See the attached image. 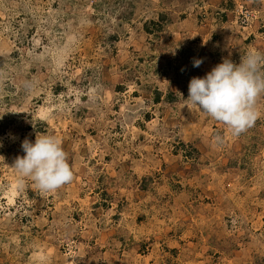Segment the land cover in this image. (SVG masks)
<instances>
[{
  "label": "rangeland",
  "instance_id": "rangeland-1",
  "mask_svg": "<svg viewBox=\"0 0 264 264\" xmlns=\"http://www.w3.org/2000/svg\"><path fill=\"white\" fill-rule=\"evenodd\" d=\"M250 50L264 0H0V264H264V93L238 136L187 100ZM37 134L55 191L12 167Z\"/></svg>",
  "mask_w": 264,
  "mask_h": 264
},
{
  "label": "clouds",
  "instance_id": "clouds-1",
  "mask_svg": "<svg viewBox=\"0 0 264 264\" xmlns=\"http://www.w3.org/2000/svg\"><path fill=\"white\" fill-rule=\"evenodd\" d=\"M202 63L195 59L193 66ZM262 66L264 54L258 51L250 50L239 64L225 58L203 78L190 80L189 105L226 125L233 135L244 133L259 117L256 105L264 93ZM21 147L25 155L17 157L12 167L22 179H31L41 191H55L72 182L73 170L57 137L37 134L34 143L25 139Z\"/></svg>",
  "mask_w": 264,
  "mask_h": 264
}]
</instances>
